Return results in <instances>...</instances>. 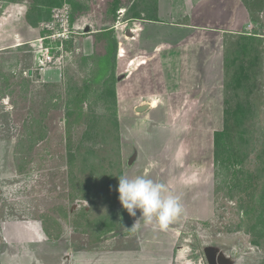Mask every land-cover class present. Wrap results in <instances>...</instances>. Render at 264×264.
Masks as SVG:
<instances>
[{"label":"rangeland","instance_id":"374dc122","mask_svg":"<svg viewBox=\"0 0 264 264\" xmlns=\"http://www.w3.org/2000/svg\"><path fill=\"white\" fill-rule=\"evenodd\" d=\"M114 1L0 0V264H264V11ZM55 9L71 38L44 73ZM235 34L252 41L227 64ZM121 175L164 183L183 213L132 228Z\"/></svg>","mask_w":264,"mask_h":264},{"label":"clouds","instance_id":"9594fccd","mask_svg":"<svg viewBox=\"0 0 264 264\" xmlns=\"http://www.w3.org/2000/svg\"><path fill=\"white\" fill-rule=\"evenodd\" d=\"M119 201L131 217L140 216L132 228L142 220L154 229L165 230L182 213L181 198L162 182H156L143 175L118 177ZM131 228V229H132Z\"/></svg>","mask_w":264,"mask_h":264},{"label":"built area","instance_id":"2783aa9c","mask_svg":"<svg viewBox=\"0 0 264 264\" xmlns=\"http://www.w3.org/2000/svg\"><path fill=\"white\" fill-rule=\"evenodd\" d=\"M66 13V14H64ZM70 13L67 9H55L54 19L50 22H44L41 25L47 32L44 37L37 40L38 49L35 51L36 61L39 63L42 72H47L52 65L60 62L64 57L63 46L71 37ZM55 51V52H54ZM61 54L59 58L57 56Z\"/></svg>","mask_w":264,"mask_h":264},{"label":"trees","instance_id":"16d2710c","mask_svg":"<svg viewBox=\"0 0 264 264\" xmlns=\"http://www.w3.org/2000/svg\"><path fill=\"white\" fill-rule=\"evenodd\" d=\"M244 1H245L246 8H247V10L250 13V16L252 18L256 15V13L264 11V0H244ZM117 3H118V1L116 0V2L114 1V4H112V5L114 7H116ZM235 35H237V34H235ZM233 39H235V42H231L230 46L226 50V61L228 62L227 64H231L230 63V57L231 56L229 55V53H231V51L234 49L235 46H238L242 42H245V44H248V41L249 42L252 41L251 36H247V35H237V37L233 38ZM227 53H228V55H227ZM226 130L221 134V136L223 138H228L231 142H234V140L236 139L235 136L237 134V131L233 130L231 125H229L226 128ZM259 207L262 208L261 209V215L264 216V203H262ZM256 229H257V227L255 226V228H254L255 233H256ZM259 236H260V238L264 237V235H259ZM256 244L258 245V243H256Z\"/></svg>","mask_w":264,"mask_h":264},{"label":"crops","instance_id":"0c3cea01","mask_svg":"<svg viewBox=\"0 0 264 264\" xmlns=\"http://www.w3.org/2000/svg\"><path fill=\"white\" fill-rule=\"evenodd\" d=\"M23 10H22V8L21 7H18V8H14V10L12 11V18L13 19H15L16 17L17 18H23ZM19 46H21V45H19ZM19 46H17V47H19ZM50 73V72H49ZM51 74V73H50ZM49 74V75H50Z\"/></svg>","mask_w":264,"mask_h":264},{"label":"water","instance_id":"95a60500","mask_svg":"<svg viewBox=\"0 0 264 264\" xmlns=\"http://www.w3.org/2000/svg\"><path fill=\"white\" fill-rule=\"evenodd\" d=\"M31 74V73H30ZM150 107V105H147V106H145V107H139V108H137V110H138V112H143V111H145L146 109H148Z\"/></svg>","mask_w":264,"mask_h":264},{"label":"bare ground","instance_id":"6f19581e","mask_svg":"<svg viewBox=\"0 0 264 264\" xmlns=\"http://www.w3.org/2000/svg\"><path fill=\"white\" fill-rule=\"evenodd\" d=\"M156 102V101H155ZM150 108V107H149Z\"/></svg>","mask_w":264,"mask_h":264}]
</instances>
